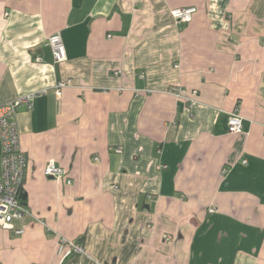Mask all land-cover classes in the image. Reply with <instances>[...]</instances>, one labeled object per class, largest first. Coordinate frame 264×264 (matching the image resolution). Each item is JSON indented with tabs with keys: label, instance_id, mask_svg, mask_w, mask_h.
I'll use <instances>...</instances> for the list:
<instances>
[{
	"label": "crops",
	"instance_id": "1",
	"mask_svg": "<svg viewBox=\"0 0 264 264\" xmlns=\"http://www.w3.org/2000/svg\"><path fill=\"white\" fill-rule=\"evenodd\" d=\"M32 93L0 264H264V0H0V105Z\"/></svg>",
	"mask_w": 264,
	"mask_h": 264
},
{
	"label": "built area",
	"instance_id": "2",
	"mask_svg": "<svg viewBox=\"0 0 264 264\" xmlns=\"http://www.w3.org/2000/svg\"><path fill=\"white\" fill-rule=\"evenodd\" d=\"M195 8L175 9L173 16L178 23L190 22L193 19ZM48 45L52 48L56 62H62L67 58L66 47L61 34L54 33L48 37ZM37 61H41L37 57ZM70 81H60L55 84L57 96L62 95V90L69 85ZM175 90L179 96L185 93L181 87ZM42 90L40 92H45ZM197 95V91L192 92ZM37 93L19 96L0 105V225L7 229H13L17 235L24 233L23 228H16L14 221L23 219L31 214L30 209L19 200V193L24 185L27 169V155L21 147L20 132L17 123V113L21 106L28 109L33 107L34 97ZM193 102V101H192ZM230 133H241L243 131V119L238 110L231 113L229 117ZM121 152V148H116ZM46 176L54 179L66 177V171L58 166L54 160H50L45 167ZM72 180L68 179V183ZM215 209H211L214 211ZM69 246L77 253H82L83 248L79 243L69 242ZM95 264H109L96 262Z\"/></svg>",
	"mask_w": 264,
	"mask_h": 264
},
{
	"label": "trees",
	"instance_id": "3",
	"mask_svg": "<svg viewBox=\"0 0 264 264\" xmlns=\"http://www.w3.org/2000/svg\"><path fill=\"white\" fill-rule=\"evenodd\" d=\"M19 200L21 203L23 204H27V195L26 193L23 191V188L21 189L20 193H19Z\"/></svg>",
	"mask_w": 264,
	"mask_h": 264
}]
</instances>
